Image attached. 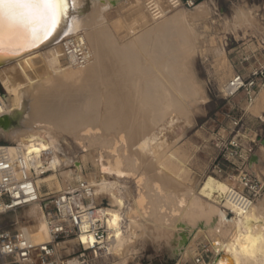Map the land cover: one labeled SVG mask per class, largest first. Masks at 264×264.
Instances as JSON below:
<instances>
[{"label": "bare ground", "instance_id": "bare-ground-1", "mask_svg": "<svg viewBox=\"0 0 264 264\" xmlns=\"http://www.w3.org/2000/svg\"><path fill=\"white\" fill-rule=\"evenodd\" d=\"M145 1L78 0L72 30L64 28L52 41L0 65V138L9 141L0 152L12 160L21 154L35 184L45 183L48 194L70 188L77 178L93 187L94 203L107 191L111 201L100 207L108 229L104 249L122 258L143 240L186 261L197 248L193 240L205 236L215 253L209 264H264V191L243 210L223 201L228 178L206 175L189 186L163 168L176 154L174 141L160 136L164 118L174 113L193 125L195 102L204 97L193 67L202 40L195 25L213 12L214 2L169 10L165 0H154L162 13L155 19ZM112 3L129 8L121 15L131 35L123 43L105 16ZM250 5L234 3L224 28L261 31ZM68 38L88 49L85 64L64 52ZM70 144L77 149L73 156L63 149ZM68 164L74 168L66 170ZM258 164L259 157L251 166ZM39 167L54 171L41 174ZM27 206L34 224L19 229L35 244L48 242L41 203ZM82 240L95 242L93 236Z\"/></svg>", "mask_w": 264, "mask_h": 264}, {"label": "rangeland", "instance_id": "rangeland-1", "mask_svg": "<svg viewBox=\"0 0 264 264\" xmlns=\"http://www.w3.org/2000/svg\"><path fill=\"white\" fill-rule=\"evenodd\" d=\"M143 1L144 0H142V2ZM203 1L206 0H200L199 2ZM239 1L241 2V0H213L214 3L211 5V9L213 8L211 11L213 12H210L211 14L204 21H199L195 25L198 35H201L200 38L202 37V40L198 39V41H201L198 42L193 67L195 66L194 72L196 74V79H198V82L204 89V97L197 99L195 102V111L197 110V112H193L195 121L193 125L189 126L185 124L183 120L174 113L166 116L164 118L165 120L163 119L162 127L164 131H162L163 134H165L161 135V132L160 136L163 137L166 142L167 140L169 142L174 141L173 149L174 153H176L174 154L175 159H165V161H163V168L174 175L183 185L193 186L197 182V184H199L205 179L206 175H212L218 178L210 172L211 163L218 155L215 143L220 138L231 136V134H233V132H231L233 129V122L238 121L237 127L240 129V132L237 133L238 136L245 135L246 138L244 141H247L248 138L256 140L255 154L259 157V164L256 166L250 165L249 168L262 181L263 192L264 145L260 144L256 138L258 136L264 138V76L258 81V87L255 90L253 101L250 103L245 100V96L241 91L231 97H227L224 93L226 82L238 68H240L244 75H247L252 67L264 64V43L262 44V42H264V0H245L248 5L251 4L256 9L257 17L259 16L258 19L262 27L261 31L257 29H254V31L248 29L234 32L224 28L225 20H228L232 14L233 4ZM128 9L129 8H119L118 5L116 6L112 3L111 8L105 14L106 19L109 21L111 32L121 43L126 40L124 39L126 36L127 40L131 36L127 34V29L121 17ZM199 45L201 49H199ZM247 54L252 57L244 61L243 57ZM203 82L205 84H203ZM0 93L4 94L1 88ZM166 119L168 120L166 121ZM179 119H181L180 122H178ZM7 122L9 123V121ZM238 128L234 130V133H236ZM8 143L9 141L0 138V145ZM71 145L72 144L64 145L63 149L67 147V151L65 149L64 152L73 156L77 149H73L74 145H72L73 148ZM68 148L71 150L68 151ZM142 151L143 150H141V153L143 155V152L148 154V149ZM144 156L150 157L149 154ZM73 168L72 164H68L65 169L70 170ZM53 171L54 170L50 169L44 172V174H50L53 173ZM56 171L58 174L59 168H56ZM31 175L35 180V174ZM224 178L228 177H222L221 179ZM53 180L51 181L53 184L55 183L53 189H56L55 179ZM79 181L84 180L77 178L73 180L70 185L75 186ZM46 186L45 183L39 186L40 193L45 199L43 200V204H41L44 214H46L50 207L49 197L60 192L53 191L48 194L50 191H48L49 188ZM102 192L95 199V203L99 207L107 206L111 201L108 192ZM123 194L125 193L122 192V195ZM125 196L126 195L123 196V200L127 201L128 196ZM28 209L29 207L25 206L14 212L0 215V229L11 231L34 224V219L27 216ZM231 217V213H228L227 219ZM193 242L197 244V248L193 251L191 258L186 261L178 259L176 255L172 256L165 250H157L147 241L140 240L136 251L132 252L127 257L122 258L112 249L107 251L103 249L102 251H97L96 256H93L92 264H194V258L197 254H202L205 260L203 263L209 264L215 253L206 237L199 236L195 238ZM58 249L59 254L70 258L73 252H76L79 247L76 245V241L66 240L58 245Z\"/></svg>", "mask_w": 264, "mask_h": 264}, {"label": "built area", "instance_id": "built-area-1", "mask_svg": "<svg viewBox=\"0 0 264 264\" xmlns=\"http://www.w3.org/2000/svg\"><path fill=\"white\" fill-rule=\"evenodd\" d=\"M200 0H165L169 10L192 8ZM146 7L155 19L162 13L154 0H146ZM264 42H262L263 44ZM66 55L74 58L78 65L85 64L90 57L83 43L68 38L63 41ZM251 55H245L244 61ZM264 76V64L252 67L244 75L240 68L234 72L224 86L227 97L242 92L245 100L253 101L258 81ZM0 93V101H1ZM238 121L233 122L231 136L220 138L215 147L217 157L212 161L210 172L218 178L228 177V188L223 201H229L236 207L247 210L263 190V183L249 168L248 163L255 154L256 140L244 141L245 135L238 136ZM237 129L236 133L234 130ZM41 174L44 173L43 170ZM93 187L85 181H79L63 191L49 197L50 207L45 214L49 235L48 242L35 244L28 234L20 229L4 231L0 229V264H92L93 256L102 251L108 236L106 218L101 215L100 207L94 203ZM40 188L35 184L25 158L19 154L14 160L0 152V215L24 208L30 203L43 204ZM124 225V223H123ZM87 236H93L95 242L87 243ZM66 240L76 241L79 249L68 258L59 254L58 245ZM69 255V254H68ZM202 254H197L194 264H203Z\"/></svg>", "mask_w": 264, "mask_h": 264}, {"label": "snow or ice", "instance_id": "snow-or-ice-1", "mask_svg": "<svg viewBox=\"0 0 264 264\" xmlns=\"http://www.w3.org/2000/svg\"><path fill=\"white\" fill-rule=\"evenodd\" d=\"M78 8V0H0V59L19 58L64 28L72 30ZM220 264L236 261L222 259Z\"/></svg>", "mask_w": 264, "mask_h": 264}, {"label": "water", "instance_id": "water-1", "mask_svg": "<svg viewBox=\"0 0 264 264\" xmlns=\"http://www.w3.org/2000/svg\"><path fill=\"white\" fill-rule=\"evenodd\" d=\"M55 35H56V34H54V37H55ZM57 35H58V34H57ZM54 37H53V38H54ZM50 41H52L51 38H50L48 41H46L45 43H48V42H50ZM9 59H10V58L0 59V65L3 64V63H5V62L8 61ZM256 139H257V141H258L260 144L264 145V138H263V137L258 136ZM256 161H258V155H257V154H253V155L251 156L250 160H249L248 166H250L252 162H256Z\"/></svg>", "mask_w": 264, "mask_h": 264}]
</instances>
